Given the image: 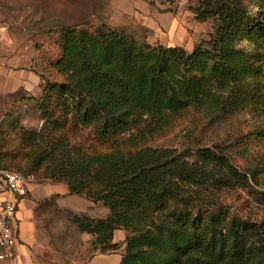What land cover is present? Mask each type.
<instances>
[{
    "label": "trees",
    "instance_id": "obj_1",
    "mask_svg": "<svg viewBox=\"0 0 264 264\" xmlns=\"http://www.w3.org/2000/svg\"><path fill=\"white\" fill-rule=\"evenodd\" d=\"M192 12L215 24L192 52L107 25H61L54 68L64 78L60 94L76 99L75 116H46L41 130H24L9 162L25 179L65 184L70 195L106 207L104 219L65 211L94 252L123 248L120 264H264V220L217 210L223 193L251 189L259 177L218 147L149 146L190 109L216 118L252 107L264 118L262 54L241 48L264 39V12L255 15L244 0H201ZM79 126L90 138L72 136ZM255 199L264 207V190ZM117 231L126 233L122 244Z\"/></svg>",
    "mask_w": 264,
    "mask_h": 264
},
{
    "label": "rangeland",
    "instance_id": "obj_2",
    "mask_svg": "<svg viewBox=\"0 0 264 264\" xmlns=\"http://www.w3.org/2000/svg\"><path fill=\"white\" fill-rule=\"evenodd\" d=\"M200 1L0 0V66L32 78L37 76L42 87L34 95H0V164L3 169H0V177L7 172L18 173L14 167L9 169V162L19 150L24 130H41L46 116L60 123L67 119L72 123L75 116L76 99L73 95L60 94L64 78L54 68L62 54L61 25L86 30L107 25L150 45L182 47L192 52L210 39L215 28L213 21L196 20L192 9ZM244 1L255 15L264 12V0ZM241 48L249 53H261L260 62L264 63V39L245 41ZM2 82L0 80V87ZM90 134V129L79 126L78 133L72 136L90 138ZM149 146L177 152L218 147L229 154L237 167L255 173L259 184L247 190L226 191L217 210L242 220H264V207L255 199L256 193L264 190V118L252 107L216 118L190 109ZM39 181L34 177L26 178V182L41 184ZM82 200L85 198L71 197L67 203L80 210L84 208ZM54 201L42 203L37 212V231L44 254L39 257L40 264H84L97 253L91 245L93 239L80 233L71 223L70 212L58 208ZM125 235L121 233L122 240Z\"/></svg>",
    "mask_w": 264,
    "mask_h": 264
},
{
    "label": "crops",
    "instance_id": "obj_3",
    "mask_svg": "<svg viewBox=\"0 0 264 264\" xmlns=\"http://www.w3.org/2000/svg\"><path fill=\"white\" fill-rule=\"evenodd\" d=\"M11 39L9 37V43ZM6 67L0 66V80L3 82L0 87V95H9L13 97L16 94H38L41 90V83L36 76L26 75L25 73H14ZM16 72V71H15ZM17 74V75H14ZM41 80V79H40ZM26 195L18 197L17 214L13 221V227L17 229L18 247L16 254V264H40V258L44 256L41 251L37 231V212L40 210L41 204L44 202H52L61 210H70L75 214H85L91 219H104L109 215V210L102 204H94L85 198L84 208L76 209L69 206L67 200L71 197H79L70 195L69 189L65 184H54L45 182L41 184L26 182ZM83 198V197H79ZM117 231L114 236V242L121 244V233ZM87 235V234H84ZM89 236V235H87ZM120 236V237H118ZM116 238H119L116 241ZM124 249L114 254L96 253L84 264H120ZM40 257V258H39Z\"/></svg>",
    "mask_w": 264,
    "mask_h": 264
},
{
    "label": "built area",
    "instance_id": "obj_4",
    "mask_svg": "<svg viewBox=\"0 0 264 264\" xmlns=\"http://www.w3.org/2000/svg\"><path fill=\"white\" fill-rule=\"evenodd\" d=\"M26 179L19 173H3L0 177V264H16L18 197L26 195Z\"/></svg>",
    "mask_w": 264,
    "mask_h": 264
}]
</instances>
